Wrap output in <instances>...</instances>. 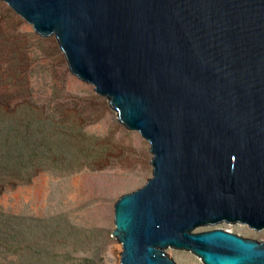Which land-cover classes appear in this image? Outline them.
Masks as SVG:
<instances>
[{
    "label": "water",
    "instance_id": "1",
    "mask_svg": "<svg viewBox=\"0 0 264 264\" xmlns=\"http://www.w3.org/2000/svg\"><path fill=\"white\" fill-rule=\"evenodd\" d=\"M149 145L113 206L120 264H264V0H0Z\"/></svg>",
    "mask_w": 264,
    "mask_h": 264
},
{
    "label": "rangeland",
    "instance_id": "2",
    "mask_svg": "<svg viewBox=\"0 0 264 264\" xmlns=\"http://www.w3.org/2000/svg\"><path fill=\"white\" fill-rule=\"evenodd\" d=\"M1 114L10 140L16 124L25 129L31 121L32 136L55 158L0 193V216L17 230L19 244L10 238L5 264H120L122 248L112 238L113 206L151 178L149 145L117 123L91 86L79 85L56 40H41L0 5ZM213 229L264 241V229L238 224L196 232ZM165 253L175 264H202L187 252Z\"/></svg>",
    "mask_w": 264,
    "mask_h": 264
},
{
    "label": "trees",
    "instance_id": "3",
    "mask_svg": "<svg viewBox=\"0 0 264 264\" xmlns=\"http://www.w3.org/2000/svg\"><path fill=\"white\" fill-rule=\"evenodd\" d=\"M5 116L0 115V193L5 191L6 186L13 182L17 186L29 179L33 171L45 162H55V158L44 150L42 140L34 139V125L31 121L26 123L25 129L16 124L12 129V139L5 133ZM31 134V135H30ZM60 157V156H59ZM17 242V230L10 229L5 224V215L0 216V264H5V247L8 241Z\"/></svg>",
    "mask_w": 264,
    "mask_h": 264
}]
</instances>
